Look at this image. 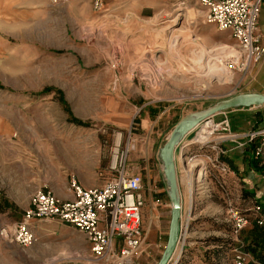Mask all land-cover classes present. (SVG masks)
<instances>
[{
	"label": "rangeland",
	"instance_id": "1",
	"mask_svg": "<svg viewBox=\"0 0 264 264\" xmlns=\"http://www.w3.org/2000/svg\"><path fill=\"white\" fill-rule=\"evenodd\" d=\"M39 1L0 0V194L18 193L22 161L27 165L37 151L45 155L42 162L51 157L54 172L68 175V187L74 178L84 186L103 184L114 174L109 167L114 158H122L129 173L142 176V192L155 185L160 190L154 195L172 204L161 147L183 117L257 92V66L249 71L230 68V31L208 22L199 0H108V6L106 0H93L96 14L90 22L70 21V9L56 4L62 0ZM208 63L226 66L230 74L225 79L223 69L215 67L209 77L202 74ZM252 108L264 114V104L235 106L215 114L210 123L201 121L183 138L191 143L182 158L188 179L182 191L178 184L181 236L169 264H235L241 258L264 264L247 248L241 232L253 220L260 224L254 205H261L264 214L262 202L244 195L259 176L236 170L225 147L256 139L249 141L246 135L221 141L219 131L209 135L220 121L215 118L227 120L232 129L237 112ZM263 129L255 124L245 131ZM209 137L199 148L195 140ZM258 144L254 153L264 166V156L256 154ZM197 152L199 159L189 161ZM195 177H204L206 184ZM39 190L46 189H35L30 204ZM19 209L5 212L0 207V234L23 217L25 211ZM234 209L249 219L239 233L234 232ZM147 210L142 209L144 251L132 264H157L167 244L170 207L157 209L159 218ZM157 221L164 227L162 239L159 232L148 231ZM148 233L158 242L152 244ZM42 238L38 249L61 258L52 264H109L94 261L91 251L79 245L83 237L77 232ZM0 264L25 263L0 252Z\"/></svg>",
	"mask_w": 264,
	"mask_h": 264
},
{
	"label": "built area",
	"instance_id": "2",
	"mask_svg": "<svg viewBox=\"0 0 264 264\" xmlns=\"http://www.w3.org/2000/svg\"><path fill=\"white\" fill-rule=\"evenodd\" d=\"M199 1L205 9V19L208 22L215 24L220 30L230 31L234 40L232 45H227L230 50L227 59L231 69L249 71L264 59V34L259 25L263 0ZM213 116L207 118L205 123H210ZM213 129L209 135L219 131L218 134H222L221 141L228 138L237 141L246 135L249 141L260 138L256 154L264 156V129L249 133L235 132L230 129L227 120L219 121ZM223 136L225 137L222 138ZM183 140L177 146L182 157L186 156V145L191 144H186ZM209 140L210 137L195 142L200 143H197L200 148ZM242 144L240 141L239 145ZM219 150L223 152V149ZM200 155L202 154L197 152L189 156V161L199 159ZM222 165L223 169L228 171L229 168ZM109 167L114 174L101 185L84 186L75 178L72 179L69 189L73 198L69 200H62L51 191H37L31 198L30 206L13 229H3L1 234L22 247H30L37 241L32 228L33 220L58 218L85 234L92 258L97 263L105 261L109 264H132L133 259L144 251L146 240L142 226V209L145 207L143 178L140 174L129 173L122 158L119 162L114 160ZM203 181L204 177H199L197 182ZM252 210L260 224H264L262 206L257 203ZM233 221L236 233L249 224L248 217L238 209L233 211ZM235 264L258 263L241 258Z\"/></svg>",
	"mask_w": 264,
	"mask_h": 264
},
{
	"label": "crops",
	"instance_id": "3",
	"mask_svg": "<svg viewBox=\"0 0 264 264\" xmlns=\"http://www.w3.org/2000/svg\"><path fill=\"white\" fill-rule=\"evenodd\" d=\"M39 2L41 4L46 3L45 0H40ZM49 2L51 1L49 0ZM56 4L63 5L64 8L70 9L71 12L68 16L70 21L73 22H90L96 14L93 9V0H62ZM105 4L107 6L110 5L108 0L105 1ZM259 25L261 31L264 34V0L260 11ZM256 66L257 75L256 78L253 80L254 89L257 92L264 93V59L260 61ZM242 115L246 116L243 117ZM258 115H260V117L264 115L260 112L259 108H252L251 111H238L237 115H235V120L233 121V118L231 120L232 129L236 131L247 132L245 130L251 129L253 126H255V124H257L258 128L260 129L264 128V116L260 122H257L255 119ZM237 117L239 119L236 122ZM220 118L221 117L215 118V120L221 121L222 119ZM191 132H189L186 137ZM259 142L260 138L256 139L255 143H248L245 145L242 144L238 146L236 145L237 147L235 148H231V146L229 147V144L225 143V147L227 148L226 154L230 158V161L228 162H230L236 170L239 171L240 168H244L247 171L250 170V172H253L254 174H256V176H259L257 179L259 181L251 180L252 187L246 186V188L247 191L251 190L249 192H251L255 198H257L260 202L264 204V187H262V183H264V180L262 181V183L260 181L261 177H264V166L259 164L254 153L255 144H258ZM35 155V159H31V161H28L27 165L25 161H22L20 172L21 178L18 179V193H16V190H14L4 191L2 194H0V207L5 212H13L17 210V208L18 210H20L19 208H22V211H25L30 205V197L33 191H35V189L37 188H45L46 190L49 189L57 197L63 200L73 198V194L68 187V175L66 173L58 174L61 171L54 172L51 157H49L50 159L48 160V162H42V158H45V155L37 153V151ZM182 158V156H177L176 158V163L179 162V167H177V175L178 184L181 191L186 188V180L188 179V175L185 173L186 169L183 167ZM46 165H48V167ZM197 179L195 177L194 181H197ZM246 180L249 181V179ZM204 183L206 184L205 181ZM14 188L12 187V189ZM159 190L160 189L154 185L153 187L149 186L147 188V191H143L146 201L145 210L148 209L147 213H149V216H151V214L152 216L156 214L157 218L161 217V212L157 211V209H159L160 207L169 206L170 209H172V204H165L167 202H164V200L161 199L158 195H154V193L159 192ZM157 222L158 223L156 224L154 222V227L151 226V224L153 223H150L148 225V231L155 230L159 232L158 237L162 239L161 234H163L164 227L160 224L159 221ZM32 228L35 232V235L37 236V241L34 243V245L30 247H22L15 241L8 240L0 234V252L13 254L17 256L18 259H20L21 261H24L25 264H52L53 262L60 260L61 258L54 257L51 250H49V252L47 253V251H42L41 249H38V242L42 241L43 239L42 235L60 234L62 237H65L66 235L68 236L70 233L75 232L79 233L83 237V241L79 243V245L90 250V245L85 237V234L76 229L73 225L66 223L58 218L34 219L32 222ZM148 237L152 244L158 242L157 240H155L158 237L153 238V233H148ZM67 238L68 241L74 242L72 238Z\"/></svg>",
	"mask_w": 264,
	"mask_h": 264
},
{
	"label": "water",
	"instance_id": "4",
	"mask_svg": "<svg viewBox=\"0 0 264 264\" xmlns=\"http://www.w3.org/2000/svg\"><path fill=\"white\" fill-rule=\"evenodd\" d=\"M264 104V93L250 94L227 98L206 110L197 112L194 121L189 116L183 117L173 128L166 143L161 147L159 155L163 163L166 177L169 182V194L172 200L171 221L168 240L164 252L157 264H169L180 241L182 205L177 198L178 177L176 168V149L179 142L191 132L201 121L235 106H261Z\"/></svg>",
	"mask_w": 264,
	"mask_h": 264
},
{
	"label": "trees",
	"instance_id": "5",
	"mask_svg": "<svg viewBox=\"0 0 264 264\" xmlns=\"http://www.w3.org/2000/svg\"><path fill=\"white\" fill-rule=\"evenodd\" d=\"M244 195L248 199L251 198L254 202H258V199L255 198L251 192L245 190ZM241 210L244 212L243 209ZM241 232L244 238L243 241L247 244V248L258 260L264 262V225L253 220L251 226L247 229H243Z\"/></svg>",
	"mask_w": 264,
	"mask_h": 264
},
{
	"label": "bare ground",
	"instance_id": "6",
	"mask_svg": "<svg viewBox=\"0 0 264 264\" xmlns=\"http://www.w3.org/2000/svg\"><path fill=\"white\" fill-rule=\"evenodd\" d=\"M174 21H175V19H174ZM226 50V49H225ZM227 52H230L228 49H227ZM226 52V53H227ZM227 57H228V55H227ZM222 68L223 69V74H224V78L226 79V76L228 75V74H230V72L228 71V70H225V68H226V66L224 67V66H220V64H211V63H208L207 65H206V67H205V69H207V71L205 70L204 71V73H202V74H204V75H206V76H208L209 77V75H211L214 71H215V69H213V68ZM204 68V67H203ZM225 70V71H224ZM198 116L196 115V114H191V115H189V120L190 121H194L196 118H197ZM206 129V128H205ZM205 132H207V131H205ZM206 134V133H205ZM114 160H115V158H114ZM177 198L179 199V195H178V191H177Z\"/></svg>",
	"mask_w": 264,
	"mask_h": 264
}]
</instances>
